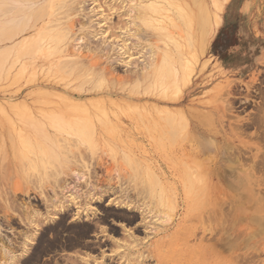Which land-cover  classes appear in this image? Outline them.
I'll return each instance as SVG.
<instances>
[{"label":"rangeland","instance_id":"rangeland-1","mask_svg":"<svg viewBox=\"0 0 264 264\" xmlns=\"http://www.w3.org/2000/svg\"><path fill=\"white\" fill-rule=\"evenodd\" d=\"M79 1H82V3ZM117 1H120V2H117ZM126 1H128L127 5H126V3H127ZM131 2H132V0H125L124 3L122 2V0H92V1L91 0H69L68 4L69 5L71 4L70 5L71 8L73 7L70 10L71 12H69V11L65 12V10L67 8H65L63 6V4H61V6H63L62 8H65V9L60 10L58 8L60 4H57L53 7V10L55 8L56 9L58 8L59 10L58 9L57 10L60 11L61 13H59L60 14L59 15L57 12L53 11V14H55V16H58V17H60L61 15L63 16V14H64V16L62 17L63 18L62 20L63 21H71L72 20L73 23L77 19H80L74 23V25L76 27H77V25L80 26V27L78 26L77 28L75 27V32H77L75 34V36L76 37L80 36L79 37L80 39L85 37V39H81V41L78 40L79 44L82 45V43H85V41H86V43L90 42V44H84V45H86V47H85L86 49L85 48H82V49H84V51L85 50L88 51L87 48L89 46V48L91 50L90 52L92 54L93 50H95L97 48L98 49L97 52L99 53V54L98 53L97 54L99 56H101V58H102L103 53H104L103 47L106 44L105 41H107V38H105L103 36L105 34H102V36H100V34L97 35V33L102 32V30L108 29L107 26L109 27L110 23H113L116 28H117V26H121L120 24H118V22L121 21V19H125V20L119 22L122 24V26L125 23L129 22V20L127 21V19H131V18L128 17L127 15L123 14V13L126 12V9H125L126 7H130V5L131 6L134 5ZM209 2H211V1H207L206 3H209ZM84 3H85V5H84ZM94 3L97 5L98 4H100V5L97 6ZM105 3H108V4L105 5ZM111 3H113V4L114 3H117V4L120 3V6L122 5L121 8H123V9L119 10L118 8H114L111 10L110 7H112V6L117 7L116 4L111 5ZM101 4L103 5V7ZM109 5H110V7H108ZM220 5H215L212 3V8H213L214 12L218 10V6L221 10H219V16L215 17V14H214L212 31L206 37L204 36L203 40L202 39H196L193 37L191 38V33L189 31L188 23H187L185 17H183V12L181 13V11H183V10H181L180 8L179 9L173 8L169 12L172 15V17H174L175 21L179 25V27L176 29H179L181 26V29H179L180 32L175 29V25L173 23H172V25L174 27L171 25L172 21L170 22L169 20H167L165 22L166 24L164 22H162L161 24L159 22V24L157 23L158 25L154 23L155 25H157V26H154L155 28L153 26L152 27L150 26L152 28V29L151 28L149 29V33L151 35L147 37L148 39H146V40H148V42L144 40L143 43H145V44L143 45V48L139 47L138 48L139 50L136 49L134 51V52H139L140 54L141 53L142 54L141 55H139V53L133 54L134 55L133 56L134 58L132 57V59H134L133 61L135 62V61L141 59L137 62V64L139 65V62L141 63V61L145 57L143 55L149 56L150 51L155 50V49L156 50H162V49L168 50L167 52L170 54V56H174V60L176 58L178 61V70H179L178 77L172 78V80H169L166 83L164 90H160V89L156 90V93H155V91H149V90L144 91V94L141 95L143 97V99L134 98L135 99L134 100V99H129V98H125V97L124 98H122V97H120V98L108 97L110 99H108L107 97L102 98V99H104L105 103H107L106 102V98H107V101H108V103H107L108 109L107 110H109L111 108L110 111H108L110 116H111V120H113L114 122H119L122 127H120V131H105V132H103L107 138V141L105 143H101L97 140L99 143H97L92 149L87 147L85 150V148L82 147L81 148V150H83L82 153L84 152L83 154H86L87 156L84 157L85 159L81 158V159H83L81 161L78 159V163H76V164H75V162H77V159L73 157L74 156L73 154H78V153H73V152L77 151V149L74 146L72 147L73 149L75 148L74 150L71 147H69V149L66 148L69 151V153H66V154H68V156H69L68 158H70V159L67 158V160H66V157H67V155H65V152L67 151L65 149L66 146H64V149H65L64 150L63 145H62L61 150L63 149L65 151L64 152L62 150L64 152V155L62 154L64 157L61 155V157L58 161L55 160L54 163L52 162V163L48 164V168L46 167V169H44V170L40 169V171L42 170L41 173L36 172L37 173L36 174L35 170H33V168H31L29 164H28V168H30V169L27 168L28 161L25 159V157H23V155H21L20 150L16 149V147L21 148V146H22L18 140V135L20 134V131H18V130L22 126V118L21 117L19 118V116H22V113H21L22 109L25 110V108L27 107L30 110L34 111L35 108H40V107L47 108L48 106H55L56 104H57L56 106H59V105L64 104V103L67 104L68 101L73 102V100L70 99L69 96H67L66 92L56 91V90L52 89L51 87H48L47 85H45L44 87H41V89H38V88L34 89L33 87H31V84H33V81L35 79H34V77H31V76H29L28 78H23L21 76L22 75L21 74V63H15L14 67H13L14 69L12 68L11 72L7 71V69H5L4 67L0 69V72H1L0 73V108H1V104L3 105L2 106L3 110L0 109L1 110L0 111V195L2 196V197L0 196V198H2L0 200V206H1L0 207V218H1L0 219V221H1L0 222V229H1L0 232L2 233V235L0 233V236H2L0 238L1 239L0 245H1L2 241L5 242V240H6V242L13 240V242H15V243L20 241L19 244H21L24 241V238L26 236H27L26 239L31 240L28 242V245L30 244L29 245L30 247L27 245V250H28L27 254L28 255L23 253L25 251H23V249H21V247H20L21 252H19V250L17 251V253L19 252L17 254V257H15V260L17 262L14 260V264H26V263L30 264V261L24 262L23 258H25L26 256L27 257L33 256V255H31L33 253H34V255H36V253H35L36 250H37L36 252L39 251V255L37 256V260L35 262L36 264H48L49 262H51L52 264H61V263H63V264H78V263L79 264H83V263H85V264H89V263L90 264H202L201 262L203 259H205L206 256H204L202 253H200V248L205 247L208 249H213L215 247V245H217L216 247L219 248L220 244H222V243L220 242V244H219V242H217V241L220 238L222 239L226 236H227L226 240L223 243H225L227 246L229 244L231 245V246L229 245L230 247L228 246L230 249V250H228V252H229L228 257H229L230 262L232 264H264V226H262V225H264V213L261 216V219H262V221H261L262 224L260 223L261 226L260 225L256 226L255 224L251 225L250 222H247L246 220L241 222L239 220V218H240L239 214L237 213L238 212V206H239V208L245 209L244 207L248 206V203H251V201L253 199H255L261 195L263 196V194H259L258 191H256V190H255V192H254V190H252L253 193H255L253 195L247 194L245 189L236 190V191L231 192L230 197L228 198V202H229L228 206L230 207V208L228 207V209L230 210L232 207V208H234V211L230 210L232 213L228 212V216H230V214H231V216H233L234 218L232 217L233 218L232 219L230 216V218L232 220H230V218H227V220L229 219L228 222L233 221V225L230 222L229 223L226 222L227 223L226 224L224 222V218L222 219V217L219 216L220 215L219 212H218V217L215 214L216 218L215 217H213V218L209 217L211 219L210 220L208 218V215L205 214V213H207V210L209 208V207H206V204L204 206L200 207L201 209L199 208L200 209L199 211L195 212L196 216H192V217L188 218L187 215L185 214L187 206H184L182 203H179V204L176 203L175 198H174L175 195H173L174 192L172 189L170 192H168V194H170V195L168 196L167 201L165 199L164 204H162L160 201H158V199H159L158 194H156L157 196L154 195L155 196L154 200H152L154 193L152 192V194H151V191H148V190H144L145 192L143 191L144 196H141L142 199H146V201L150 200L149 202L151 205L155 204L153 206L155 209L154 213L150 216V218H148L149 220L147 219L149 227H147V225H145L144 223L142 224V218L139 216L138 213L133 212L134 209L129 211L127 209L125 210V209L121 208L122 209L121 210L120 207L117 206L116 202H114V201L123 199V197L121 196L123 193H121V191L117 193L116 190H114V191H112V195L108 194L106 197H104V199H102L99 202L97 199H94L91 196H90L91 199L87 200V197H88V199L90 197L87 195V197L85 198V195H84V193L88 192L89 188H91V190H92L91 194H94L96 191V192H98V194L97 193H95V194L100 196L101 195L100 193L102 192V190L105 189L106 186H109V182H112L113 186L114 187L116 186L115 187L116 189L117 188L121 189L122 187L125 188V185H126V187L129 186L131 189L130 184H132L133 190L131 189V191H132V193L135 191L134 192L135 195L133 193V195L135 197V198L133 197V202H134V200L136 202V203L134 202L133 204H136V205H139L140 203L142 204L144 200L142 201L140 196L138 197V193L140 192V189L141 190L144 189V187H145L144 182L147 184V180H148L147 178L149 177L144 171H142V169L145 168L146 166L156 167V164H159V163L164 164L166 167H168L167 165H169L172 170H174V169L177 170L176 173L178 176H180L182 181L188 180L187 171L189 170V166L190 165L191 166H197L196 168L199 169V171L205 170L204 169L205 164H207L209 162L208 158H210L207 155H202L205 153H203L200 148H202L204 145H200V144L203 143L205 145H208L209 143L206 140H202V141L198 142L197 139L194 138L195 133H197V132L199 133V135H203L201 132H204V133L209 132L210 135H205V136L213 139L214 143H215L214 152H212V155L225 153V154H223V156L228 154V156L226 155L227 159H228V157L233 158L234 156H231L232 155L230 152L231 150L228 151V153H226L227 152L226 148H228L229 146H230L229 149L232 148L231 146L233 144H234L233 145L234 148H232L233 150L234 149L237 150V148H239V147H241V148H239L240 150H238V151L245 149L246 154L243 150V155L244 154L245 155H244V157H241L243 162L246 161L245 156L249 157L251 154H253V153L255 154L256 152H258L259 154H261V153L264 154V133H261L262 131L264 132V126L262 127V124L264 125V123H263L264 121L262 123L258 122V123H261L259 125H256L253 123L260 114L264 113V46H262V45H264V0H229L228 2L220 3ZM95 6H97V7H95ZM104 6L108 7L106 9L107 10L109 9V11L105 10ZM169 6H171V5H168V7ZM2 7L3 8L0 12V22L3 20L2 18H4L2 13L6 10V8H4V6H2ZM171 8H172V6H171ZM116 9L119 10V13H116V12L113 13L114 11H117ZM175 9H176V13H175ZM74 10H76V11H74ZM79 10H81V11H79ZM123 10H125V11H123ZM97 11H98V15L96 14ZM73 12H75V13H73ZM68 13H69V15H68ZM102 13H104L105 16L108 17V18L106 17L107 22H105L106 21V19H105L104 20L105 23L102 22V24H99V26H98L97 21L99 20V18H101V19L105 18L104 14H103V17H101ZM109 13H111V14H109ZM80 14L82 16H79ZM113 14H116V15L114 16ZM120 14L121 15L123 14V15L120 16ZM180 14H182V17L180 16ZM118 15L121 17V19L118 17ZM124 15H125V17H127V19L124 18ZM96 16H98V17H96ZM65 17H66V19H65ZM87 17H88V19L90 18V20L86 19ZM55 18L56 17H52V19H55ZM217 19H218V21H217ZM45 20H48V19H45ZM84 23H85V25H84ZM113 24H112V27H113ZM164 27H166V28H164ZM79 28H80V30H79ZM82 28H83V30L84 29L85 30L82 31ZM157 28H158V30H157ZM161 28L163 29V31ZM77 29H78V31H76ZM151 30H152V32H151ZM164 30H166V31H164ZM85 31H88L90 34L85 32ZM153 31H157V32L159 31V32L154 33ZM168 31H170V32H168ZM163 32H168V33H165V38H163L164 37ZM172 32H174V33H172ZM78 34H81V35H78ZM169 34H171L172 37ZM89 35H90V37H88ZM152 35H155V36H152ZM157 35H158V40L160 41L161 44L158 43L157 38H155V37H157ZM92 36H93L94 40L96 38L98 40L96 39V41H94L91 38ZM86 37H88L89 39ZM98 37H100V39H101L100 41H102V40L103 41L100 42ZM173 37H174V39H173ZM160 38H161V40H160ZM169 38H170V40H169L170 43H168ZM91 39L93 40L92 44H91ZM97 41L100 42L99 45H100V47H102L101 49H100ZM151 41H152V43H151ZM176 41H179V42H176ZM104 42H105V44H103ZM174 42H175V44H174ZM153 43L156 45L159 44V46L157 47ZM162 43H167L166 47H164L165 44L163 45ZM176 43L179 44V46ZM146 45H147V47L150 46V48L153 47L154 49L151 48V50H150L149 48H146ZM176 45H177V47H176ZM94 46H95V48H94ZM144 47H145V49H144ZM161 47H163V48L161 49ZM175 48H179L180 50L177 51V50H175ZM0 50H2V51H0V66H4L5 65L4 64L5 59L3 58V52L5 50L2 48V43H0ZM95 52H96V50H95ZM144 52H145V54H144ZM146 52H147V54H146ZM159 52H162V51H159ZM105 53H107V52H105ZM111 53L113 55L110 54V57L115 58L116 53H114V52H111ZM93 54H94V52H93ZM136 56H138L137 57L138 59L136 58ZM142 57H143V59H142ZM105 60L106 59H104V60L102 59V64L104 62V64H103L104 66L106 65ZM169 60H171V59H169ZM174 60L172 57V61H174ZM120 63L117 64L118 67L115 65L116 67H114V69L116 68V71L114 70L115 71L114 74L117 76L119 74L120 77H124V76L126 77L128 75L127 71L129 69H131V65H128L127 63L124 64L125 61L120 62ZM128 66H130V67L128 68ZM117 69H118V71H117ZM5 72L8 74V76H9L8 78H7V75ZM46 75H44V78H46V79L52 77V76H50V74L49 75L46 74ZM106 77L108 80H113L112 75L110 73ZM108 80L104 81V86L107 85ZM106 81H107V83H106ZM127 82L130 84H128ZM127 82H126L127 85H126V83H117V82L114 83V85L116 87H118L119 89H122V87L124 86L123 89L129 90V88L133 87V83L131 80L127 81ZM169 89H170V91H169ZM227 90L230 91L229 94L227 93L228 92ZM120 91L125 92L123 90H120ZM36 93L37 94L38 93H42V94L44 93V95L48 94L49 96H51V98L47 99L48 98L47 97L46 99L40 100V102H38V101H36V99H34V96L36 95ZM153 93H155V95H153ZM64 95H66L65 96L66 98L64 97ZM164 95H166L167 97ZM162 96L166 100H163L164 98ZM111 98L114 99V101H115L114 104L115 105L118 104L119 106L116 105V107H115V105H113V101ZM90 99H92L94 101L93 97H90ZM128 99H129V101H127ZM66 100H68V101H66ZM87 100L90 101L89 98ZM96 100H100V99L96 98ZM35 101H36V104H35ZM48 101H49V103L51 101L50 105L47 104ZM84 101H86V100H84ZM41 102H43L42 105L40 104ZM77 102H79V101H77ZM80 102H83V101H80ZM110 102L112 105H110ZM44 103L47 104L48 106H44L45 105ZM227 104L229 105V107ZM3 107H5V108H3ZM117 107H120L121 111ZM154 107L157 108L159 111H155ZM165 108H167L168 110L171 109L170 110L171 114H169V115L174 117L176 119V121L184 122L187 119V121H185L184 123L188 124V128H185V130L183 131L182 128H179L177 126L178 130L174 131V132H177L179 134L176 137L174 136L175 138H173V135L171 136V133H170L171 131H163L162 126L160 125V123L163 121V120H161L162 117L165 116V115H163V113L166 114L168 112V110ZM178 108L181 109V111H179ZM24 110L22 112H24ZM161 110H162V113H161ZM205 110H206V112H205ZM5 111L7 112V114L5 113ZM18 111H20V112H18ZM35 111H37V110H35ZM14 112H16L15 113L16 117L14 116ZM178 112H180V114H178ZM114 114H115V116H114ZM8 116H10V119H12L11 120L12 123L10 122ZM183 116H185L184 119H182ZM201 116H203V117L205 116L204 119H206V120H204V121L206 123H204L202 125V127H200L201 131H198L197 124L199 123L198 119ZM250 117H251V119H250ZM254 117H256V118H254ZM260 117L261 116H259L257 120H261ZM262 118L264 119V117H262ZM247 124L248 125L250 124V126H248ZM179 125H180V127H182L181 124H179ZM147 127H149L150 130H148ZM198 133H197V135H198ZM181 134H183L184 136H181ZM180 138H183V139H180ZM11 139H12V141H11ZM13 139H14V141H13ZM62 144H64V142H62ZM218 145H219V147H218ZM225 146H227V147H225ZM3 147H5L6 151H5V149H3ZM70 148H71V150H70ZM224 148H225V150H224ZM14 149H16V150H14ZM217 150L219 152H217ZM112 151H114V152H112ZM211 151H213V147H212ZM70 152H72L71 154L73 156L70 154ZM14 153L15 154L18 153L19 155L18 154L15 155ZM3 154H5V155H3ZM6 155H8V156H6ZM200 155H202L203 157L201 159H198L197 157ZM5 156L8 158H6ZM18 156H20V157H18ZM70 156L73 157L74 159L72 158V160H71ZM75 156L78 157V155H75ZM62 157H63V159L65 158L64 161L66 160L68 162L67 163V165L69 166L68 169H66L67 168L66 162H64L62 160ZM152 157H157V158L152 159ZM218 157H219V155L217 157L214 156V158L216 160L218 159ZM3 158L5 161L3 160ZM19 158H21V159H19ZM205 158H206V160H205ZM234 159H235V157H234ZM157 160H159V162ZM23 161H24V163H22ZM69 161H73V162H69ZM79 161L81 163H79ZM83 161L84 162L86 161V164ZM135 161L137 164L135 163ZM5 162L7 163V166L5 165ZM55 162H56V164H55ZM82 162L84 165H86L85 167H83L84 165H82ZM247 162H249L248 164H252V162L250 163V161H246V163ZM70 163H71V165H70ZM133 163H134V166L136 169H134ZM53 164L57 165V167L59 165V168L57 169L55 167V165L53 166ZM138 164H139L140 168L142 167L141 169L137 166ZM1 165H3V166H1ZM21 165L25 167V170L27 172L24 171V168L22 170ZM49 165H50V167L52 165V168L53 167L55 168V171H54L55 174L51 173L54 168L53 169L50 168ZM88 165H89V168H87ZM65 166H66V168H65ZM3 167H4V169L5 168L6 169L1 170V168L3 169ZM20 168H21V170H19ZM64 168L66 171L64 170ZM85 168L87 169V171H85L86 170ZM72 169L75 170L76 172H78V174L80 172H82L81 174L82 175L84 174V176L87 174L86 177H84L85 179H82L83 181L77 180V179H75L76 178L75 176H74L75 178L73 179L72 175H74V172H72L73 171ZM93 169H96V170H93ZM10 170H11V172H10ZM56 170L57 171L60 170V173H59V171L57 172ZM135 170L136 171L137 170L142 171V174L140 173V171H137L138 172L137 173ZM21 171H23V172H21ZM3 172L4 173L10 172V174L6 173V175H4ZM18 172H19L20 176H19ZM28 172H29V174H28ZM30 172L31 173L33 172L32 174L35 175L34 176L35 179H36V175H37L38 180H39L38 181L39 184L36 183L37 181H35L36 184L33 183L34 181L29 182L33 178V175H31ZM45 172H47V173L45 174ZM56 172L58 174L57 176H56ZM67 172L69 173V175L67 174ZM49 173H51L50 174L51 176H52V174H54L56 177L53 175L54 176V178L52 177L53 180L51 177L47 178ZM70 173H71V175H70ZM93 173H95V174H93ZM16 174H18V175H16ZM137 174H138V176H137ZM3 175L5 176V178L7 177L6 179H8V180L5 179L7 182L9 180L10 181L12 180V182L10 183V181H9L8 184L6 181L3 182V180H2V178H4ZM9 175H11V179L9 178L10 177ZM41 175H42L43 179L41 178ZM44 175H46V177ZM93 175H95V176H93ZM139 175L141 178L139 177ZM91 176H93L94 179ZM135 176H137V179ZM20 177H21V179H20ZM97 177L98 178L101 177V180H103V181L98 182L96 180ZM132 177L134 178L133 181L131 179ZM45 178H47V180ZM67 178H68L69 183L67 182ZM106 178H108V180ZM142 178L144 179V181H142L143 180ZM16 179L18 180V183H19V180H21V184L20 183L18 184ZM28 179H29V181H28ZM35 179L33 178L32 180H35ZM55 179L57 182L54 181ZM86 179L88 180V182ZM138 179H139V181H138ZM23 180H25V181H23ZM61 180H62V183H60ZM105 180L108 182H106ZM140 180L143 182L144 185H142V182ZM165 180H167V179H165ZM44 181L46 182V185H45ZM79 181H81V182H79ZM104 181L106 182V184L103 183ZM136 181H138V184H136L137 183ZM196 181H198V179ZM13 182H15V184H12ZM23 182H25L26 184ZM54 182H56V183H54ZM58 182H59V184H58ZM64 182H67L68 186L73 185L72 188L76 189L75 190L76 192L73 191V189L71 187H68L66 185L67 183L64 184ZM122 182H123V184H122ZM32 183H33V185H31ZM76 183L77 184L80 183L79 184L80 186L78 185V188H77ZM86 183L88 186L84 185ZM128 183H130V184L127 185ZM22 184H23V186H22ZM43 184H44V187H43ZM102 184H103V186H102ZM7 185L10 186L9 188H11V189H9ZM16 185H21L22 186L21 188L23 190L21 188H18ZM37 185H39V188ZM96 185L97 186L100 185V187L99 186L97 187ZM135 185L137 186V189L139 188L138 189L139 192L136 191ZM138 185H140V186H138ZM3 186H5V187H3ZM34 186H36L37 188ZM54 186L56 188H58V190L56 188H54ZM65 186H66L65 191H67V190L69 191V189H70L69 192L67 191L68 193L63 190V189H65ZM94 186L96 187V190H93V188L95 189ZM141 186L143 188H141ZM198 186H202V184L199 183ZM6 187L8 188V190H10L9 195H11V196H9V197L7 194V193H9V191H7V192L5 191L7 189ZM16 187H17V190H15ZM62 187H64V188H62ZM253 187L255 188V185ZM4 188H6V189H4ZM30 188H34V189H30ZM43 188L45 189L44 192H43ZM101 188H103V189H101ZM256 188L258 190L262 189V192H263L264 191V184L260 185L259 187L257 186ZM83 189L85 190V192ZM48 190L51 192H49ZM15 191H16V193H15ZM57 191H59V192H57ZM48 192H49V195H51V194L52 195L49 196ZM79 192H81V193H79ZM41 193H42V195H41ZM56 193H57V195H56ZM82 193H83V195H81V196H83V198H81V196H80V194H82ZM149 193H150V197H149ZM12 194H13V197H12ZM46 194H47V197H46ZM58 194H60V195H58ZM71 194H73V195L76 194V196H78V197L80 196L79 199H81V201L83 203L89 202L90 207L94 210L93 215H92V212L89 211V214H91V215H90V217H89V215H86V217H83L85 220H83L82 217L81 218H75L74 214L76 212V209L73 208L75 205L70 202V198H71L70 195ZM235 194H237V195H235ZM151 195H152V197H151ZM36 196L38 198L40 197L39 200L41 199V197H42V199L44 198L43 199L44 202L48 201L47 199H49V201L42 203V199L39 201ZM182 196H183V191H182ZM30 197H31V200H30ZM121 197H122V199H121ZM137 197L140 199V201ZM8 198H9V200H8ZM15 198L16 199L18 198V200H15ZM53 198H54V200H52ZM33 199H35V200H33ZM65 199H67V200H65ZM91 200H92V203H91ZM180 200L182 201L181 196H180ZM230 200H231V202H230ZM11 201H12V203H10ZM25 201H26V203H25ZM53 201L55 202V204ZM151 201H153L154 203ZM4 203H5V205H4ZM18 203L21 204V205L19 204L21 207V210L22 209H24V210L21 211L19 209L20 207L17 205ZM66 204H70V205H67L68 210L66 209V211H70V212H68V214L64 215V212L66 213V211H62V209H63L62 207L64 205L66 206ZM91 204H92V206H91ZM114 204H116V206ZM48 205L51 207V209H50V207H48ZM10 206H12V207H10ZM17 206L19 208H17ZM34 206L37 208H35ZM2 207H4V208H2ZM203 207H206V208H203ZM12 208H13V210H12ZM71 208H72V210H71ZM7 209H8V211H7ZM45 209H46V211H45ZM49 209L51 211H49ZM157 209L159 210V212H156ZM74 210H75V212H74ZM102 210L105 212V214ZM107 210L109 211V213L107 212ZM123 210H125V211L123 212ZM254 210L255 209L246 208V213L248 215L249 214L252 215ZM39 211H42L41 214ZM4 212L7 215L4 214ZM20 212H22V213H20ZM31 212H32V214H36L37 216H39V219H40L39 221H41L39 223H42V220L44 219L43 224H41L44 226H41L39 224L38 227L37 226L35 227V226H28L25 223L17 224V222H15V224H14L12 221L9 222L8 218L11 217V215L21 216L20 214H23L22 216L27 217V215H29ZM263 212H264V203H263ZM50 213H51V215H50ZM55 213H57V214H55ZM61 214L64 216V219H63V216H61ZM122 214H123V217H125V218L122 217ZM129 214H131L132 217ZM133 214H134V216H133ZM135 214H138V216L135 217ZM4 215H5V217H4ZM112 216L114 219L112 218ZM126 216H127V218H126ZM204 216L206 217L207 220L203 219ZM66 217H67V219H66ZM219 217H220V219H219ZM235 218H237V220H235ZM127 219H128V222L130 224L127 222ZM96 220H98V221H96ZM122 220L123 221L125 220L126 223L123 222ZM132 220H134V222ZM220 220H222V223H220ZM2 221H5V222H2ZM17 221L19 222V220H17ZM88 221H89V223L90 222L91 223L88 224ZM105 221H107V222H105ZM147 221H144V222H146V224H147ZM150 221H151V224L149 223ZM211 221L214 222V223L212 222V224L213 225L215 224V226H213L211 224ZM63 222L66 225L62 224ZM92 222H94V223H92ZM98 222H100L101 224ZM215 222H217V223H215ZM7 223H8V225H7ZM9 223H12L13 225L12 224L10 225ZM58 223L61 226H59ZM92 224H95V225H92ZM217 224H218V226H217ZM219 224H220V226H219ZM228 224H230V226H233L234 229H231V227ZM55 225H57L58 228H61L63 230H61V229L57 230L58 228ZM84 225H86V226L88 225L89 228H92V229H91V233L89 231L87 236L85 235L86 237L83 236L81 238V236L78 233L80 232V227H83ZM142 225H144V226H142ZM151 225H153V226H151ZM51 226H52V229H49ZM130 226H132V228H130ZM221 226H223L225 229ZM42 227L44 228V230ZM46 227L49 230H47ZM68 227H70V228H68ZM154 227H155V231H153ZM216 227H218V228L221 227L222 231L220 229L218 230V228L216 229ZM73 228H75V230H73ZM78 228H79V230H78ZM96 228L98 231L96 230ZM133 228H135L134 229L135 232L133 231ZM141 228H142V230H141ZM147 228H148V230H147ZM214 228H215V231H217V230L218 231L215 232ZM45 229L48 231V234H47V231ZM65 229H66V232H65ZM156 229H157V232H156ZM36 230H38V233ZM76 230H78V231L76 232ZM123 230L125 231V233ZM25 231H26V234H25ZM40 231H42V232H40ZM60 231L62 233H60ZM118 231H119V233H118ZM39 232H40V234H39ZM96 232H98L97 233L98 235L96 234ZM128 232H131V234H133V236L128 234ZM68 233L74 238H72L70 235H68ZM76 234H77V237H76ZM89 234H90V236H88ZM22 235H24V236H22ZM41 235L42 236L46 235L47 239H46V237H42ZM11 236H14L13 239ZM5 237H7V238H5ZM15 237H16V239H15ZM55 237H56L58 242L54 239ZM78 238H81V241L84 243V244H82V243L81 244L85 245V246L82 247L81 244H78L79 247L77 245V247L74 248L73 246H70V243H67L69 239L73 240V239H78ZM83 238L84 239L86 238V239L84 240ZM128 238H130V239H128ZM60 239H62V240H60ZM137 239H139V240H137ZM130 240H131L132 244H130L131 243ZM134 240L136 243L134 242ZM42 241H44V242H42ZM47 241H48L49 245L47 244ZM143 241H145V242H143ZM60 242L65 244L66 246L62 245ZM156 242H158V243L156 244ZM159 242L161 244L162 243L163 244L161 245ZM50 243H52L51 244V246L53 245L52 247H49ZM122 243H124V244H122ZM87 244H88V246H87ZM60 245H61V247L62 246L63 247L59 249ZM157 245H158V247H157ZM39 246H43V247H39ZM46 246H47L46 249H47L48 253H46V252L41 253L42 251H44ZM74 246H76V245H74ZM120 246L122 247V249H120L121 248ZM68 247H70V248H68ZM156 247H157L156 250L159 249L158 251H156L154 249ZM38 248H39V250H38ZM221 248L222 247H220V249ZM32 249H33V251H32ZM54 249H56V250L54 251ZM40 254H41V256H40ZM1 257H2V260L0 259V264H4L5 262H3L4 259H3V255H2L1 250H0V258ZM18 257L19 258L21 257L20 261H18L19 260ZM54 258H56V259H54ZM57 259H58V263L56 262ZM77 261H79V262L77 263ZM33 262H34V260L32 259L31 264H33ZM51 263H49V264H51Z\"/></svg>","mask_w":264,"mask_h":264},{"label":"bare ground","instance_id":"bare-ground-1","mask_svg":"<svg viewBox=\"0 0 264 264\" xmlns=\"http://www.w3.org/2000/svg\"><path fill=\"white\" fill-rule=\"evenodd\" d=\"M69 1V0H68ZM68 1L67 0H0V12L2 10V6H4V8H6V10L2 13L3 17L2 18L3 20L0 22V43H2V48L5 50L3 52V58L5 59V62H4V66H0V69L1 68H5L7 69V71L11 72L12 68L14 67V64L15 63H21V76L23 78H28L29 76L31 77H34V81H33V84H31V87H33L34 89H41V87H44L45 85H47L48 87H51L52 89L56 90V91H64L66 92L67 96L70 97V99L73 100V102H69L68 100V103H64V104H61L59 106H48L47 104L50 105L49 101L47 104H45L44 106H48L47 108H44V107H40V108H35L34 111L30 110L29 108H25L22 109V111L24 110V112L21 111L22 113V116H19V118L21 117L22 118V126L20 127V129L18 131H20V134L18 135V140H19V143L22 145L21 148H18L16 147V149H19L20 150V153L21 155H23V157H25V159L28 161L27 163V168H28V164L30 165L31 168H33V170H35V173H41L40 169H46V167L48 168V164L50 163H54V161H58L61 157V155L63 154L64 155V150L67 148L69 149V147H75L77 149V151H74L73 153H78V154H71L72 152H70V154L77 159V162L78 163V159L81 161L83 159L81 158H84L86 157L87 155L86 154H83L81 150L82 147L86 148L89 147V148H93L97 143L101 142V143H105L107 141V138L105 136V134L103 132L105 131H120V127L121 124L119 122H114L113 120H111V116L109 114L107 110L108 109V101H107V98L108 97H122V98H129V99H134V98H138V99H143V97L141 95L144 94V91L146 90H149V91H155L156 93V90H164V87L166 85V83L169 81V80H172V78H177L178 77V73H179V70H178V61L177 59L175 58L174 60V56H170V54L167 52L168 50H165V49H162L163 47H161L162 50H152L150 51V55L147 56V55H143L145 56L144 59L142 57V61L141 63L139 62V65L137 64V62L139 60H137L138 56H136V60L137 61H133L134 59H132V57L134 56L133 54L135 53H139V52H134L136 49H138L139 47L143 48V45L145 43H143V41H147L146 39H148L147 37L150 36L151 34L149 33V29L153 26H157L160 22V24L162 22H166L167 20H169L171 22V25L172 23L175 25V29L179 27L178 23L175 21L174 17H172V15L169 13L171 9L173 8H176V9H181L183 11H181V13L183 12V17H185L187 23H188V27H189V31L191 33V38H196V39H204V36L206 37L211 31H212V26H213V16L215 14V17L219 16V10H221L218 6V10L217 11H213V8H212V3L215 4V5H220V3L222 2H228L229 0H132L131 3H133L134 5L130 7H124L126 9V12H122L123 14L127 15L128 17H130L131 19H127V17H125L124 15V18L127 19V21L129 20V22L125 23L123 26L121 23V21L125 20V19H121L120 16H122L120 14V16L118 15V17L121 19V21L118 22V24H120L121 26H117V28L114 26L113 23H110L109 24V27L107 26L108 29L106 30H102V32H96L97 35L100 34V36H102V34H105L103 35L105 38H107V41L106 44L105 42L103 44H105V46L103 47V50H104V53H103V56L101 58V56H99L98 52H97V48L95 50H93L95 48L92 49L93 52L91 54V50L88 46V51H84V49L82 48H85L86 45L84 44H90V42H87L85 41V43H82L79 44L78 40L81 41V39H85V37L83 38H79V37H76L75 34L77 32H75V25L74 23L77 21V20H80V19H75L76 21H63L62 17L63 16L61 15L60 17L58 16H55V14H53V11L54 12H57L58 14L61 13L60 11H58L59 9H65V12H71L70 10L73 8L70 7V5L68 4ZM92 1V0H91ZM207 1H211L209 3H206ZM82 3V1H79ZM87 2V1H86ZM97 2V1H96ZM107 2V1H106ZM109 2V1H108ZM117 2H120V1H117ZM122 2L124 3L125 0H122ZM126 5L128 4V1H126ZM91 3V2H90ZM98 3V2H97ZM102 3V2H101ZM122 3V4H123ZM130 3V4H131ZM57 4H60L59 5V9L57 10L56 8L53 10V7ZM61 4H63V6L65 8H62L63 6H61ZM73 4V3H72ZM80 4V3H79ZM78 4V5H79ZM95 4V3H94ZM108 4V3H105V5ZM113 3H111L112 5ZM115 6H112L110 7V5L108 7L112 9L114 8H118L119 10L120 9H123L121 8L120 6V3H114L113 5ZM81 5V4H80ZM85 5V3H84ZM97 5V4H95ZM100 5V4H98ZM97 5V6H98ZM102 5V4H101ZM125 5V4H124ZM123 5V6H124ZM125 5V6H126ZM168 5H171L168 7ZM7 6V7H6ZM61 6V7H60ZM95 6V7H97ZM136 6V7H135ZM221 6V5H220ZM9 7V8H8ZM103 7V5H102ZM108 7H105L104 6V9L107 10L106 8ZM120 7V8H119ZM89 8V7H88ZM93 8V7H92ZM84 9V8H83ZM96 9V8H95ZM176 9H175V13H176ZM85 10V9H84ZM117 10V9H116ZM119 10L117 11H114L113 13H119ZM76 11V10H74ZM81 11V10H79ZM88 11V10H87ZM109 11V9L107 10ZM125 11V10H123ZM78 12V11H77ZM103 12V11H102ZM188 12V13H187ZM75 13V12H73ZM72 13V14H73ZM86 13V12H85ZM100 13V12H99ZM57 14V15H58ZM96 14L98 15V11L96 12ZM103 14L102 13V16L103 17ZM111 14V13H109ZM60 15V14H59ZM69 15V13H68ZM114 16L116 14H113ZM79 16H82L81 14ZM100 16V15H99ZM105 16V14H104ZM179 16V15H178ZM180 16L182 17V14H180ZM52 17H56L55 19H52ZM90 17V16H89ZM94 17V16H93ZM98 17V16H96ZM107 16H105V18L101 19L99 18V20L97 21L98 22V26L99 24H102L107 22V19H106ZM79 18V17H78ZM108 18V17H107ZM116 18V17H115ZM123 18V17H122ZM45 19H48V20H45ZM66 19V17H65ZM88 19V17L86 18ZM106 19V21L104 22V20ZM118 19V18H117ZM90 20V18L88 19ZM116 20V19H115ZM119 20V19H118ZM82 21V20H81ZM87 21V20H86ZM218 21V19H217ZM79 22V21H78ZM85 22V21H84ZM96 22V23H97ZM175 22V23H174ZM81 23V22H80ZM83 23V22H82ZM86 23V22H85ZM84 23V25H85ZM157 25H155V24ZM108 24V23H107ZM112 24H113V27H112ZM117 24V23H116ZM166 24V23H165ZM168 24V23H167ZM83 25V24H82ZM79 25H77L78 27ZM97 26V27H98ZM151 26V27H150ZM173 26V25H172ZM76 27V28H77ZM80 27V26H79ZM105 27V26H104ZM160 27V26H159ZM174 27V26H173ZM155 28V27H154ZM166 28V27H164ZM95 29V28H94ZM98 29V28H97ZM152 29V28H151ZM162 29V28H161ZM181 29V26L180 28ZM179 29H176L177 31L180 32ZM80 30V28H79ZM85 30V29H84ZM83 28H82V31H84ZM154 30V29H153ZM158 30V28H157ZM160 30V29H159ZM78 31V29L76 30ZM161 31V30H160ZM163 31V29H162ZM161 31V32H162ZM166 31V30H164ZM87 33H89L88 31H85ZM152 32V30H151ZM154 33L157 32V31H153ZM159 32V31H158ZM157 32V33H158ZM160 32V33H161ZM170 32V31H168ZM168 32H163L164 33V37L165 38V33H168ZM183 32V31H182ZM86 33V34H87ZM153 33V34H154ZM174 33V32H172ZM74 34V35H73ZM90 34V33H89ZM93 34V33H92ZM91 34V35H92ZM78 35H81V34H78ZM160 35V34H159ZM171 35V34H169ZM74 36V37H73ZM152 36H155V35H152ZM168 36V35H167ZM166 36V37H167ZM184 36V35H183ZM182 36V37H183ZM90 37V35L88 36ZM86 37V38H88ZM169 37V36H168ZM172 37V35H171ZM93 39V36L91 37ZM95 38V37H94ZM99 38V41L101 40L100 37ZM103 38V37H102ZM158 40V35L157 37ZM181 38V37H180ZM89 39V38H88ZM91 39V44H92V40ZM97 39V38H96ZM96 39L94 41H96ZM104 39V38H103ZM110 39V40H109ZM116 39V40H115ZM174 39V37H173ZM87 40V39H86ZM98 40V39H97ZM161 40V38H160ZM170 38L168 39V43H170ZM103 41V40H102ZM100 41V42H102ZM142 41V42H141ZM153 41V40H152ZM151 41V43H152ZM163 41V40H162ZM184 41V40H183ZM98 42V41H97ZM98 42V45L99 43ZM150 42V41H149ZM155 42V41H154ZM158 43H160V41L158 40L157 41ZM176 42H179V41H176ZM96 44V43H95ZM154 44V43H153ZM161 44V43H160ZM163 45L165 44L164 47H166V44L167 43H162ZM175 44V42H174ZM177 44V43H176ZM150 45V44H149ZM155 46H159L154 44ZM162 45V46H163ZM179 46V44H177ZM176 45V47H177ZM264 46V45H262ZM97 47V46H96ZM100 47V45H99ZM98 47V48H99ZM200 47V46H199ZM102 47H100L101 49ZM146 48H149L151 50V47H147L146 45ZM181 48V47H180ZM86 49V48H85ZM145 49V47H144ZM154 49V48H153ZM160 49V48H159ZM168 49V48H167ZM139 50V49H138ZM143 50V49H142ZM175 50H180L179 48H175ZM2 51V50H0ZM159 51H162V52H159ZM101 52V51H100ZM107 52V53H105ZM111 52H114L116 53V57L115 58H111L110 57V54H112ZM142 52V51H141ZM98 53V54H97ZM101 54V53H100ZM142 54V53H141ZM139 53V55H141ZM145 54V52H144ZM147 54V52H146ZM102 55V54H101ZM113 55V54H112ZM137 55V54H136ZM172 57H173V60L172 61ZM134 58V57H133ZM102 59H106V65L104 66V62L102 64ZM171 59V60H169ZM124 64H128V65H131V69H129L127 72H128V75L125 77H120L119 74L118 76L114 74V72L116 71V68L114 69V67L117 66L118 63L120 62H124ZM196 63V62H195ZM121 64V63H120ZM189 64V63H188ZM116 65V66H115ZM121 66V65H120ZM118 67V66H117ZM130 66H128L129 68ZM180 67V66H179ZM14 69V68H13ZM120 69V68H119ZM115 70V71H114ZM3 71V70H2ZM118 71V69H117ZM1 73V72H0ZM6 73V72H5ZM111 74L112 75V78L113 80H108L107 79V75L108 74ZM46 74H50V78L46 79L44 78V75ZM117 74V73H116ZM192 74V73H191ZM7 75V78L9 77L8 74L6 73ZM47 76V75H46ZM45 76V77H46ZM189 79V78H188ZM105 80H108V83L106 86H104V81ZM132 81L133 83V87L132 88H129V90L127 89H123L124 86L122 87V89H119L118 87H116L114 85V83H126L127 81ZM114 81V82H113ZM31 83V82H30ZM128 83V82H127ZM126 83V85H127ZM130 84V83H128ZM122 85V84H121ZM125 85V84H124ZM129 86V85H128ZM167 88V87H166ZM120 90H123L125 92H121ZM168 90V89H167ZM128 91V92H127ZM148 91V92H149ZM170 91V89H169ZM228 91V90H227ZM226 91V92H227ZM165 92V91H164ZM230 91H228L227 93L229 94ZM59 93V92H58ZM155 93H153V95H155ZM226 93V94H227ZM232 93V92H231ZM61 94V93H60ZM150 94V93H149ZM160 94V93H159ZM223 94V93H222ZM225 94V93H224ZM152 95V96H153ZM161 95V94H160ZM66 95H64L65 97ZM146 96V95H145ZM150 96V95H149ZM166 96V95H164ZM221 96V95H220ZM223 96V95H222ZM48 97V98H47ZM90 97H93L94 98V101L92 99H90ZM106 98V102L104 101V99L102 98ZM160 97V96H159ZM163 97V96H162ZM167 97V96H166ZM49 99L51 98V96H49L48 94L44 95V93H36V95L34 96V99H36V101L40 102V100H43V99ZM53 98V97H52ZM66 98V97H65ZM64 98V99H65ZM89 98L90 101H88L87 99ZM97 99H100V100H96ZM164 98V97H163ZM162 98V99H163ZM102 99V100H101ZM110 99V98H108ZM112 101H113V105H115V101L113 98H111ZM129 99L127 101H129ZM160 99V98H159ZM62 100V99H61ZM86 100V101H84ZM92 100V101H91ZM135 100V99H134ZM161 100V99H160ZM163 100H166L165 98ZM36 101H35V104H36ZM75 101V102H74ZM79 101V102H77ZM80 101H83V102H80ZM121 101V100H120ZM132 101V100H131ZM54 102V101H53ZM232 102V101H231ZM43 102H41L40 104L42 105ZM55 103V102H54ZM118 103V102H117ZM53 104V103H52ZM51 104V105H52ZM110 105L111 102H110ZM118 105V104H116ZM115 105V107H116ZM228 105V104H227ZM2 104H1V110L2 109ZM119 106V105H118ZM121 106V105H120ZM229 107V105H228ZM227 107V108H228ZM5 108V107H3ZM120 109L121 111V108L120 107H117ZM155 108V107H154ZM168 108V107H167ZM165 108V109H167ZM39 109V110H38ZM157 108H155V111H159L158 109L156 110ZM164 109V108H163ZM177 109V108H176ZM179 109V108H178ZM0 110V111H1ZM37 110V111H35ZM168 110V109H167ZM171 110V109H170ZM170 110H168V112L165 114L163 113V115H165L164 117H162L161 120H163L160 125L162 126V129L163 131H171V136L173 135V138H175L176 136H178L179 133L177 132H174V131H177V126L179 128H182V130L184 131L185 128H188V124H185L184 122L187 121V119L182 122V121H176V119L174 117H172L170 113ZM116 111V110H115ZM165 111V110H164ZM177 111V110H176ZM179 111H181V109H179ZM3 112V111H2ZM20 112V111H18ZM114 112V111H113ZM118 112V111H117ZM206 112V110H205ZM263 112V111H262ZM5 113L7 114V112L5 111ZM15 113L14 112V116H15ZM161 113H162V110H161ZM173 113V112H172ZM112 114V113H111ZM159 114V113H158ZM178 114H180V112H178ZM264 114V113H263ZM263 114H260L259 116L261 120H257L258 117H254L256 118V120L253 122L254 124L256 125H259L261 124L264 119L262 117H264ZM18 115V114H17ZM182 115V114H181ZM210 115V114H209ZM115 116V114H114ZM180 116V115H179ZM254 116V115H253ZM9 117V120L11 122L12 119H10V116ZM16 117V116H15ZM185 116H183L182 119H184ZM116 118V117H115ZM161 118V117H160ZM205 116H201L199 119H198V124H197V128H198V131H201L200 127H202V125L204 123H206L204 120ZM18 119V118H17ZM117 119V118H116ZM180 119V118H179ZM251 119V117H250ZM181 120V119H180ZM189 120V119H188ZM253 121V120H252ZM18 122V121H17ZM20 122V121H19ZM179 122V123H178ZM258 122H261V123H258ZM12 123V122H11ZM188 123V122H187ZM210 123V122H209ZM251 123V122H250ZM264 123V122H263ZM182 125V127H180V125ZM10 125V124H9ZM245 125V124H244ZM248 125V124H247ZM253 125V124H252ZM251 125V126H252ZM11 126V125H10ZM14 126V125H13ZM206 126V125H205ZM243 126V125H242ZM246 126V125H245ZM250 126V124L248 125ZM247 126V127H248ZM264 125L262 124V127ZM14 128V127H13ZM148 130L149 127H147ZM9 130V129H8ZM15 130V129H14ZM205 131V130H204ZM198 133V132H197ZM197 133H195V136L194 138L197 139L198 142L202 141V140H206L209 144L208 145H205V144H200V145H204L201 149V151L205 154H202V155H207L209 159V162L207 164H205V170H202V171H199V169H197L196 167L197 166H189V170L187 171V176H188V180H184L182 181V179L180 178V176L177 175V170H172L170 168L169 165H167L168 167H166L164 164L162 163H159V164H156V167H152V166H146L145 168L142 169V171H144L149 177L147 178V184L142 181H144V179L141 181L142 182V185H144V189L141 190L140 189V192H139V188L137 189V186L135 185V188H136V191H138V197L140 196V198L142 199L141 196H144L143 195V191L144 190H148V191H151V194L152 192L154 193L153 194V199L154 200V195L158 194L159 195V199L158 201H160L162 204H164L165 202V199L167 201L168 199V196L170 194H168V192L171 191V189L173 190V195L174 198H175V201L177 204L179 203H182L184 206H187L186 207V215L188 218L192 217V216H196L195 215V212L199 211L202 207L206 204V207H209L208 210H207V214L208 215V218H213L215 216V214L217 215L218 217V212H219V216L222 217V219L224 218V222L226 223H229L227 218H230V216H228V212H231V211H234V208L231 207V211L228 209V198L230 197V194L232 191H236V190H241V189H245L246 193L249 194V195H253L255 193H253L252 190H255L258 191L259 194H263V196H258L257 198L253 199L251 201V203H248V206L244 207L245 209H242V208H239L238 206V214H239V220L241 222H243L244 220H246L247 222H250L251 225L255 224L256 226L260 225L261 226V216L263 215V201H264V191L262 192V189H257L256 187L260 186V185H263L264 184V154H259L258 152H256L254 155L251 154L249 157H246V161H250V163L252 162V164H248L249 162L246 163L242 161L241 157H244V155L246 154L245 152V149L244 152L245 154L243 155V150L241 151H238L240 150L239 148L236 149H232L234 148L233 145L231 146L232 148L227 149V152L230 151L231 152V156H234L233 158L231 157H226V155L228 156V154L224 155L225 153H220V154H214L212 155V152H214V146H215V143H214V140L205 136V135H210L209 132H201L203 135H197ZM261 133H264L263 131ZM215 135V134H214ZM175 136V137H174ZM180 136V135H179ZM181 136H184L183 134H181ZM186 137V136H185ZM191 138V137H190ZM180 139H183V138H180ZM186 139V138H185ZM184 139V140H185ZM99 142H98V141ZM172 140V139H171ZM177 140V139H176ZM213 140V141H212ZM12 141V139H11ZM14 141V139H13ZM62 142H64V144H62ZM5 143V142H4ZM61 143V144H60ZM229 144V143H228ZM62 145H63V149H64V146L65 149L62 151L61 148H62ZM230 145V144H229ZM228 146V145H227ZM225 146V147H227ZM14 147V148H15ZM213 147V151H211ZM219 147V145H218ZM70 148V150H71ZM74 148V149H75ZM83 148V149H84ZM216 148V147H215ZM3 149H5V147H3ZM14 149V150H16ZM66 149V150H67ZM73 149V148H72ZM73 149V150H74ZM113 149V148H112ZM225 150V148H224ZM6 151V149H5ZM88 151V150H87ZM223 151V150H222ZM3 152V151H2ZM18 152V151H17ZM86 152V151H85ZM114 152V151H112ZM217 152H219L217 150ZM225 152V151H224ZM66 153H69V151L67 150L65 152V155H67L66 157V160L67 158L69 157L68 154ZM216 153V152H215ZM6 154V153H5ZM3 154V155H5ZM15 154V153H14ZM18 154V153H17ZM15 154V155H17ZM2 155V156H3ZM19 155V154H18ZM62 155V156H63ZM75 155H78V157H76ZM200 155L198 156L197 158L198 159H201L203 156ZM218 159L216 160L214 158V156H218ZM8 156V155H6ZM5 156V157H6ZM136 156V155H135ZM4 157V158H5ZM20 157V156H18ZM22 157V158H23ZM64 157V156H63ZM62 157V160L64 161ZM71 157V156H70ZM71 157V160L72 158ZM205 157V156H204ZM3 158V160H4ZM8 158V157H6ZM73 158V159H74ZM154 158H157V157H152V159ZM207 158V157H206ZM205 158V160H206ZM21 159V158H19ZM70 159V158H68ZM85 159V158H84ZM244 159V158H243ZM7 160V159H6ZM64 161L66 162V166L65 168L68 169L69 166L67 165V161ZM156 160V159H155ZM154 160V161H155ZM187 160V159H186ZM5 161V160H4ZM9 161V160H8ZM21 161V160H20ZM76 161V160H75ZM79 161V163H81ZM137 161V160H136ZM135 161V163H136ZM159 162V160H157ZM156 161V162H157ZM188 161V160H187ZM7 162V161H6ZM5 162V165L7 166V163ZM17 162V161H16ZM63 162V163H64ZM69 162H73V161H69ZM84 162V161H83ZM82 162V165H84ZM138 162V161H137ZM20 163V162H19ZM24 163V161L22 162ZM86 164V161L84 162ZM151 163V162H150ZM2 164V163H1ZM11 164V163H10ZM9 164V165H10ZM21 164V163H20ZM56 164V162H55ZM53 164V166L55 165ZM65 164V163H64ZM74 164V163H73ZM137 164V163H136ZM4 165V164H3ZM1 165V166H3ZM19 165V164H18ZM24 165V164H23ZM71 165V163H70ZM155 165V164H154ZM11 166V165H10ZM22 166V165H21ZM26 166V165H25ZM86 165H84L83 167H85ZM139 167V164L137 165ZM141 166V165H140ZM50 167V165H49ZM55 167L58 169L59 168V165L57 167V165H55ZM82 167V168H83ZM133 167L134 169L135 166H134V163H133ZM24 168V171L25 170V167L22 166V170ZM52 168V165L51 167ZM54 168V167H53ZM52 168V169H53ZM64 168V170H65ZM89 168V165L88 167ZM140 168V167H139ZM142 168V167H141ZM140 168V169H141ZM6 169V168H5ZM4 167L3 169L1 168V170H5ZM17 169V168H16ZM30 169V168H28ZM27 169V170H28ZM51 169V170H52ZM86 169V168H85ZM191 169V170H190ZM21 170V168L19 169ZM73 170V169H72ZM92 170V169H91ZM93 170H96V169H93ZM17 171V170H16ZM29 171V170H28ZM46 171V170H45ZM48 171V170H47ZM55 171V168L52 170L51 173H54ZM57 171V170H56ZM59 173H60V170H58ZM57 171V172H58ZM66 171V170H65ZM70 171V170H69ZM80 171V170H79ZM83 171V170H82ZM87 171V169L85 170ZM84 171V172H85ZM136 171V170H135ZM137 171H140V170H137ZM136 171V172H137ZM142 171H140V173L142 174ZM11 172V170H10ZM7 173V172H3L4 175L7 174H10ZM23 172V171H21ZM27 172V171H26ZM25 172V173H26ZM49 172V171H48ZM56 172V176L58 175ZM72 172H74V175L73 176V179H77V180H82V179H85L84 177H86V175L84 176V174L82 175L80 172L78 174V172H76L75 170H73ZM92 172V171H91ZM96 172V171H95ZM202 174H201V173ZM33 173V172H32ZM31 172L30 174L33 175ZM36 173V174H37ZM47 172H45L46 174ZM49 173V175L51 174ZM65 173V172H64ZM87 173V172H86ZM138 173V172H137ZM19 174V172H18ZM16 174V175H18ZM24 174V173H23ZM29 174V172H28ZM55 174V173H54ZM54 174H52V176L48 175V177H53L54 178ZM67 174L69 175V173L67 172ZM82 176H81V175ZM95 174V173H93ZM3 175L4 178H2L3 182H5L6 179L5 176ZM54 175V176H53ZM71 175V173H70ZM91 175V174H90ZM135 175V174H134ZM2 176V175H1ZM10 179H11V175H9ZM13 176V175H12ZM20 176V174H19ZM18 176V177H19ZM35 175H33V178L35 179L34 177ZM46 177V175H44ZM55 176V177H56ZM71 176V177H72ZM75 176V177H74ZM95 176V175H93ZM91 176V177H93ZM138 176V174H137ZM137 176L136 179H137ZM28 177V176H27ZM26 177V178H27ZM30 177V176H29ZM140 177V175H139ZM17 178V177H16ZM32 178V179H33ZM41 178H42V175H41ZM47 178H45L47 180ZM52 178V180H53ZM141 178V177H140ZM6 179V180H5ZM18 179V178H17ZM16 179V180H17ZM21 179V177H20ZM31 179V178H30ZM28 181L29 182H32L34 181L33 183H35V181H37L36 183H38V177L36 175V179L35 180H32ZM43 179V178H42ZM92 179V178H91ZM94 179V177H93ZM108 180V178H106ZM132 181H133V177L131 178ZM167 179V180H165ZM198 179V181H196ZM14 180V179H13ZM15 180V181H16ZM45 180V181H46ZM76 180V181H77ZM87 180V179H86ZM96 180L98 182H101L103 180H101V177L100 178H96ZM113 180V179H112ZM10 181V180H9ZM8 181V182H9ZM25 181V180H23ZM44 181V182H45ZM49 181V180H48ZM56 181V179L54 180ZM59 181V180H58ZM83 181V180H82ZM106 181V180H105ZM103 182L106 184V182ZM122 181V180H121ZM139 181V179H138ZM138 181H136L138 184ZM7 182V181H6ZM7 182V184H8ZM12 182V180L10 181V183ZM51 182V181H50ZM57 182V181H56ZM54 182V183H56ZM67 182H68V178H67ZM67 182H64V184H66ZM78 182V181H77ZM81 182V181H79ZM86 182V181H85ZM84 182V183H85ZM88 182V180H87ZM96 182V181H95ZM94 182V183H95ZM124 182V181H123ZM122 182V184H123ZM131 182V181H130ZM9 183V184H10ZM17 183H18V180H17ZM19 183L21 184V180H19ZM18 183V184H19ZM25 183V182H23ZM33 183L31 185H33ZM35 183V184H36ZM62 183V180L61 182ZM69 183V182H68ZM68 183L66 184L68 186ZM71 183V182H70ZM133 183V182H132ZM140 183V182H139ZM201 183L202 186H198V184ZM12 184H15V182H13ZM26 184V183H25ZM34 184V185H35ZM59 184V182H58ZM63 184V185H64ZM77 184V183H76ZM80 184V183H79ZM77 184V188H78V185ZM96 184V183H95ZM101 184V183H100ZM104 184V185H105ZM108 184V183H107ZM130 183H128L127 185H129ZM45 185H46V182H45ZM56 185V184H55ZM62 185V186H63ZM85 186H88L87 183L84 184ZM91 185V184H90ZM131 185V189L133 188L132 184ZM255 185V188L253 187ZM8 186V185H7ZM18 188H21L23 186L21 185H16ZM25 186V185H24ZM38 188H39V185H37ZM73 186V185H72ZM72 186H68V187H71ZM80 186V185H79ZM82 186V185H81ZM84 186V187H85ZM97 186V185H96ZM100 187V185H98ZM97 186V187H98ZM103 186V184H102ZM101 186V187H102ZM122 186V185H121ZM140 186V185H138ZM2 187V186H1ZM5 187V186H3ZM10 186H8L9 188ZM15 187V186H14ZM17 187L15 188V190H17ZM30 187V186H29ZM28 187V188H29ZM36 187V186H34ZM43 187H44V184H43ZM60 187V186H59ZM92 187V186H91ZM95 187V186H94ZM116 187V186H115ZM113 186V183L112 182H109V186H106L105 189L102 190V192L100 193L101 195L98 196V192L95 191V193L97 194H91L92 190L91 188H89V191L88 192H85L84 190V195H85V198L87 197V195L94 199H97L98 202L101 201L102 199H104V197H106L108 194L109 195H112V191L116 190V192H120L123 193L121 196V199L122 200H115L114 202H116L117 206L123 209H127V210H133V212L135 213H138L139 216L142 218V224L144 223L145 225L148 226V221L147 219L150 218V216L154 213V205L150 204V200L149 201H146V199H142L143 203L139 204V205H136V204H133L135 202H133V197L135 195V191L132 193L131 189L129 186L126 187L125 185V188H115ZM7 188V187H6ZM4 188V189H6ZM8 188L5 190L6 192L9 191L8 194V197L11 196L9 195L10 194V190H8ZM25 188V187H24ZM37 188V187H36ZM46 188V187H45ZM54 188H56L54 186ZM64 188V187H62ZM141 188H143L141 186ZM3 189V190H4ZM11 189V188H9ZM14 189V188H13ZM22 189V188H21ZM30 189H34V188H30ZM52 189V188H51ZM50 189V190H51ZM58 190V188H56ZM69 189V188H68ZM73 189V188H72ZM71 189V190H72ZM23 190V189H22ZM44 188H43V192H44ZM60 190V189H59ZM64 191L66 190V186H65V189H63ZM76 189H73V191H75ZM93 190H96V187L95 189L93 188ZM133 190V189H132ZM183 191V196H182V191ZM40 191V190H39ZM49 191V190H48ZM54 191V190H53ZM62 191V190H61ZM68 191V190H67ZM65 191V192H67ZM70 191V189H69ZM68 191V192H69ZM79 191V190H78ZM101 191V190H100ZM12 192V191H11ZM41 192V191H40ZM47 192V191H46ZM45 192V193H46ZM51 192V191H49ZM49 192H48V195H49ZM59 192V191H57ZM63 192V191H62ZM67 192V193H68ZM76 192V191H75ZM145 192V191H144ZM147 192V191H146ZM16 193V191H15ZM53 193V192H52ZM81 193V192H79ZM103 193V194H102ZM51 194V193H50ZM54 194V193H53ZM65 194V193H64ZM148 194V193H147ZM17 195V194H16ZM36 195V194H35ZM42 195V193H41ZM52 195V194H51ZM49 195V196H51ZM55 195V194H54ZM57 195V193H56ZM60 195V194H58ZM69 195V194H68ZM72 195V196H71ZM70 195V202L73 203L75 206L73 208L76 209V212L74 214L75 218H81L83 220H85L83 217H86V215H90L89 214V211L92 212V215H93V212L94 210L90 207V203L89 202H86V203H83L81 201L80 196L83 195L80 194V196H76L71 194ZM146 195V194H145ZM237 195V194H235ZM1 196V195H0ZM7 196V195H6ZM30 196V195H29ZM38 196V195H37ZM36 196V197H37ZM48 196V197H49ZM65 196V195H64ZM157 196V195H156ZM180 196L182 197V201L180 200ZM2 197V196H1ZM12 197H13V194H12ZM34 197V196H33ZM46 197H47V194H46ZM57 197V196H56ZM61 197V196H60ZM69 197V196H68ZM91 197L88 199L87 197V200H90ZM110 197V196H109ZM137 197V198H138ZM149 197H150V193H149ZM152 197V195H151ZM4 198V197H3ZM38 198V197H37ZM40 198V197H39ZM38 198V200H39ZM55 198V197H54ZM54 198L52 200H54ZM67 198V197H66ZM81 198H83V196H81ZM119 198V197H118ZM135 198V197H134ZM136 198V199H137ZM146 198V197H145ZM2 198H0L1 200ZM42 199V197H41ZM40 199V200H41ZM44 199V198H43ZM42 199V203L44 202ZM47 199V198H46ZM68 199V198H67ZM65 199V200H67ZM109 199V198H108ZM139 199V198H138ZM137 199V200H138ZM9 200V198H8ZM13 200V199H12ZM15 200H18V198ZM30 200H31V197H30ZM35 200V199H33ZM39 200V201H40ZM49 201V199H47ZM51 200V199H50ZM56 200V199H55ZM62 200V199H61ZM83 200V199H82ZM85 200V199H84ZM112 200V199H111ZM110 200V201H111ZM170 200V199H169ZM246 200V199H245ZM3 201V200H2ZM48 201H45V202H48ZM60 201V200H59ZM113 201V200H112ZM140 201V199H139ZM24 202V201H23ZM44 202V203H45ZM54 202V201H53ZM52 202V203H53ZM58 202V201H57ZM63 202V201H62ZM65 202V201H64ZM138 202V201H137ZM153 202V201H151ZM231 202V200H230ZM256 202V203H255ZM12 203V201L10 202ZM9 203V204H10ZM26 203V201H25ZM37 203V202H36ZM91 203H92V200H91ZM113 203V202H112ZM136 203V202H135ZM139 203V202H138ZM154 203V202H153ZM239 203V202H238ZM20 203H18L17 205L20 207L19 205ZM24 204V203H23ZM22 204V205H23ZM55 204V202H54ZM111 204V203H110ZM116 204H114L116 206ZM231 204V203H230ZM243 204V203H242ZM245 204V203H244ZM5 205V203H4ZM32 205V204H31ZM35 205V204H34ZM67 205H70V204H66V206L64 205L62 208V211H66L67 209ZM233 205V204H232ZM13 206V205H12ZM10 206V207H12ZM17 206V208H19ZM28 206V205H27ZM37 206V205H36ZM43 206V205H42ZM52 206V205H51ZM57 206V205H56ZM92 206V204H91ZM1 207V206H0ZM7 207V206H6ZM35 207V206H34ZM39 207V206H38ZM48 207H50L48 205ZM108 207V206H107ZM206 207H203V208H206ZM234 207V206H233ZM255 207V208H254ZM4 208V207H2ZM14 208V207H13ZM12 208V210H13ZM23 208V207H22ZM37 208V207H35ZM44 208V207H43ZM57 208V207H56ZM61 208V207H60ZM70 208V207H69ZM113 208V207H112ZM200 208V209H199ZM202 208V209H203ZM230 208V207H229ZM246 208H251V209H255L252 213V215H248L246 213ZM21 210V207L19 208ZM30 209V208H29ZM39 209V208H38ZM51 209V207H50ZM49 209V211H51ZM114 209V208H113ZM116 209V208H115ZM233 209V210H232ZM6 210V209H5ZM18 210V209H17ZM24 210V209H22ZM21 210V211H22ZM40 210V209H39ZM53 210V209H52ZM59 210V209H58ZM68 210V209H67ZM70 210V209H69ZM72 210V208H71ZM110 210V209H109ZM112 210V209H111ZM122 210V209H121ZM123 210V212L125 211ZM229 210V211H228ZM8 211V209H7ZM30 211V210H29ZM46 211V209H45ZM48 211V212H49ZM55 211V210H54ZM103 211V210H102ZM19 212V211H18ZM36 212V211H35ZM40 214L42 211H39ZM61 212V211H60ZM68 212L70 211H66V213L64 212V215L68 214ZM104 212V211H103ZM102 212V213H103ZM107 212L109 213V211L107 210ZM113 212V211H112ZM156 212H159V210L157 209ZM22 213V212H20ZM19 213V214H20ZM88 213V214H87ZM121 213V212H120ZM127 213V212H126ZM132 213V212H131ZM232 213V212H231ZM4 214H6L4 212ZM13 214V213H12ZM49 214V213H48ZM57 214V213H55ZM105 214V212H104ZM138 214H135V217L138 216ZM246 214V215H245ZM3 215V214H2ZM7 215V214H6ZM21 216H17V215H11V217H9V222H13L15 224V222H17V224H21V223H25L27 224L28 226H37L40 224H43V220H42V223H39L41 221H39V216H37L36 214H32V212L27 215V217H24L22 216L23 214H20ZM44 215V214H43ZM51 215V213H50ZM118 215V214H117ZM120 215V214H119ZM131 215V214H129ZM47 216V215H46ZM61 216H63L61 214ZM111 216V215H110ZM115 216V215H114ZM134 216V214H133ZM206 216V215H205ZM204 216V217H205ZM5 217V215H4ZM43 217V216H42ZM54 217V216H53ZM60 217V216H59ZM92 217V216H91ZM122 217H123V214H122ZM121 217V218H122ZM130 217V216H129ZM128 217V218H129ZM132 217V215H131ZM203 219H206V217ZM233 216H231L232 218ZM106 218V217H105ZM113 218V216H112ZM120 218V219H121ZM125 218V217H123ZM122 218V219H123ZM127 218V216H126ZM209 218V219H210ZM214 218V219H215ZM230 218V220H232ZM1 219V218H0ZM42 219V218H41ZM46 219V218H45ZM63 219H64V216H63ZM67 219V217H66ZM104 219V218H103ZM114 219V218H113ZM133 219V218H132ZM140 219V218H139ZM220 219V217H219ZM4 220V219H3ZM19 220V222L17 221ZM102 220V219H101ZM116 220V219H115ZM126 220V219H125ZM125 220L123 222H125ZM135 220V219H134ZM134 220H132L134 222ZM149 220V219H148ZM207 220V219H206ZM211 220V219H210ZM217 220V219H216ZM235 220H237V218H235ZM234 220V221H235ZM50 221V220H49ZM64 221V220H63ZM98 221V220H96ZM100 221V220H99ZM104 221V220H103ZM102 221V222H103ZM108 221V220H107ZM105 221V222H107ZM144 221H147V224L146 222ZM1 222V221H0ZM2 222H5V221H2ZM8 222V221H7ZM127 222H128V219H127ZM213 221H211V224H212ZM218 222V221H217ZM215 222V223H217ZM223 222V223H224ZM236 222V221H235ZM91 223V222H90ZM89 221H88V224H90ZM94 223V222H92ZM100 223V222H98ZM126 223V222H125ZM129 223V222H128ZM132 223V222H131ZM138 223V222H137ZM141 223V222H140ZM151 224V221L149 222ZM214 223V222H213ZM220 223H222V220H220ZM226 223V224H227ZM232 225H233V221L230 222ZM261 223V224H260ZM10 225L12 223H9ZM54 224V223H53ZM59 224V223H58ZM64 224V222L62 223ZM80 224V223H79ZM83 224V223H82ZM101 224V223H100ZM103 224V223H102ZM105 224V223H104ZM130 224V223H129ZM235 224V223H234ZM8 225V223H7ZM13 225V224H12ZM66 225V224H64ZM92 225H95V224H92ZM97 225V224H96ZM114 225V224H113ZM112 225V226H113ZM117 225V224H116ZM137 225V224H136ZM213 225V224H212ZM211 225V226H212ZM230 226V224H228ZM41 226H44V225H41ZM57 226V225H55ZM59 226H61L59 224ZM63 226V225H62ZM68 226V225H67ZM74 226V225H73ZM76 226V225H75ZM79 226V225H78ZM144 226V225H142ZM153 226V225H151ZM215 226V224L213 225ZM218 226V224H217ZM220 226V224H219ZM227 226V225H226ZM264 226V225H262ZM8 227V226H7ZM21 227V226H20ZM65 227V226H64ZM129 227V226H128ZM137 227V226H136ZM223 227V226H221ZM221 227L218 228L216 227V229L218 228V230L220 229L221 230ZM231 229H234L233 226H230ZM233 227V228H232ZM43 228V227H42ZM47 228V227H46ZM58 228V226H57ZM70 228V227H68ZM72 228V227H71ZM98 228V227H97ZM96 228V230H97ZM106 228V227H105ZM113 228V227H112ZM123 228V227H122ZM130 228H132V226H130ZM146 228V227H145ZM152 228V227H151ZM150 228V229H151ZM213 228V227H212ZM211 228V229H212ZM224 228V227H223ZM260 228V227H259ZM13 229V228H12ZM49 229H52V226L49 228ZM47 228V230H49ZM56 229V228H55ZM61 228H58L57 230H59ZM91 229L92 228H89V226L87 225H84L83 227H80V232L78 233L81 238L83 236H87V234L91 233ZM95 229V228H94ZM102 229V228H101ZM121 229V228H120ZM119 229V230H120ZM128 229V228H127ZM135 228H133V231H134ZM137 229V228H136ZM140 229V228H139ZM225 229V228H224ZM228 229V228H227ZM40 230V229H39ZM42 230V229H41ZM44 230V228H43ZM46 230V229H45ZM46 230V231H47ZM63 230V229H61ZM73 230H75V228H73ZM79 230V228H78ZM76 230V232L78 231ZM115 230V229H114ZM132 230V229H131ZM142 230V228H141ZM148 230V228H147ZM217 230V231H218ZM230 230V229H229ZM228 230V231H229ZM1 231V229H0ZM23 231V230H22ZM21 231V232H22ZM37 233H38V230H36ZM51 231V230H50ZM69 231V230H68ZM72 231V230H71ZM98 231V230H97ZM111 231V230H110ZM124 231V230H123ZM152 231V230H151ZM155 231V227H154V230ZM214 231H215V228H214ZM215 231V232H217ZM222 231V230H221ZM220 231V232H221ZM225 231V230H224ZM227 231V230H226ZM24 232V231H23ZM42 232V231H40ZM39 232V234H40ZM45 232V231H44ZM65 232H66V229H65ZM73 232V231H72ZM115 232V231H114ZM135 232V231H134ZM147 232V231H146ZM156 232H157V229H156ZM213 232V231H212ZM1 233V232H0ZM16 233V232H15ZM60 233H62L60 231ZM98 232H96L97 234ZM119 233V231H118ZM125 233V231H124ZM127 233V232H126ZM144 233V232H143ZM159 233V232H158ZM219 233V232H218ZM227 233V232H226ZM24 234V233H23ZM25 234H26V231H25ZM31 234V233H30ZM38 234V235H39ZM42 234V233H41ZM47 234H48V231H47ZM128 234L132 235L131 232H128ZM135 234V233H134ZM139 234V233H138ZM149 234V233H148ZM151 234V233H150ZM2 235V233H1ZM15 235V234H14ZM33 235V234H32ZM55 235V234H54ZM62 235V234H61ZM68 235H70L68 233ZM98 235V234H97ZM146 235V234H145ZM153 235V234H152ZM24 236V235H22ZM26 236V235H25ZM42 236V235H41ZM49 236V235H48ZM71 236V235H70ZM79 236V237H80ZM85 236V237H86ZM90 236V234L88 235ZM128 236V235H127ZM251 236V235H250ZM2 236H0L1 238ZM8 237V236H7ZM5 237V238H7ZM12 239L14 236H11ZM27 237V236H26ZM26 237L24 238V241L19 244L20 241H18L17 243L13 242V240L11 241H7L5 240L2 241L1 245H0V250H1V253L3 255V262H5L4 264H14V260H15V257H17V254L20 251V247L21 249H23V253H25L26 255L27 254V245H28V242L31 241L30 239H26ZM31 237V236H30ZM36 237V236H35ZM42 237H46L45 236H42ZM72 237V236H71ZM76 237H77V234H76ZM75 237V238H76ZM131 237V236H130ZM148 237V236H147ZM227 237V236H226ZM226 237L224 238H220L217 242H220L222 244H220V247H222L220 249V247H216L217 245H215V247L213 249H208V248H205V247H201L200 248V253H202L205 257V259L202 260V264H232L230 262V259L228 257V250L229 247H228L225 243V240H226ZM4 238V239H5ZM74 238V237H72ZM81 238H78V239H73V240H68L67 243H70V246H73L74 248L77 247L78 244H84L82 241H81ZM10 239V238H9ZM16 239V237H15ZM20 239V238H19ZM45 239V238H44ZM47 239V237H46ZM56 241V237L54 238ZM84 239V238H83ZM86 239V238H85ZM84 239V240H85ZM130 239V238H128ZM228 239V238H227ZM23 240V239H22ZM39 240V239H38ZM62 240V239H60ZM59 240V241H60ZM83 240V241H84ZM136 240V239H135ZM134 240V242H135ZM139 240V239H137ZM1 241V239H0ZM16 241V240H15ZM33 241V240H32ZM49 241V240H48ZM47 241V244L49 245ZM122 241V240H121ZM37 242V241H36ZM44 242V241H42ZM53 242V241H52ZM58 242V241H57ZM131 242V240H130ZM129 242V243H130ZM145 242V241H143ZM161 242V241H160ZM159 242V243H160ZM61 243V242H60ZM66 243V242H65ZM86 243V242H85ZM128 243V244H129ZM136 243V242H135ZM142 243V242H141ZM158 242H156L157 244ZM17 244V245H16ZM41 244V243H40ZM46 244V245H47ZM52 243H50V246L49 247H52L51 246ZM59 244V243H58ZM62 245H65L63 243H61ZM81 244V245H82ZM100 244V243H99ZM124 244V243H122ZM127 244V245H128ZM132 244V242L130 243ZM155 244V243H154ZM161 244V243H160ZM163 244V243H162ZM161 244V245H162ZM228 244V243H227ZM30 245V244H29ZM28 245V246H29ZM37 245V244H36ZM47 245V246H48ZM76 245V246H74ZM90 245V244H89ZM120 245V244H119ZM32 246V245H31ZM44 246V245H43ZM43 246H39V247H43ZM47 246L45 247L44 251H42L41 253H48L47 252ZM56 246V245H55ZM66 246V245H65ZM69 246V245H68ZM85 246V245H82V247ZM88 246V244H87ZM30 247V246H29ZM35 247V246H34ZM58 247V246H57ZM63 247V246H62ZM61 245L59 247L62 248ZM79 247V245H78ZM81 247V246H80ZM121 247V246H120ZM129 247V246H128ZM158 247V245H157ZM154 248L155 250L157 249ZM36 248V247H35ZM54 248V247H53ZM67 248V247H66ZM70 248V247H68ZM90 248V247H89ZM131 248V247H130ZM161 248V247H160ZM58 249V248H57ZM122 249V247L120 248ZM19 250V252L17 253V251ZM39 250V248H38ZM49 250V249H48ZM56 249H54L55 251ZM63 250V249H62ZM159 250V249H158ZM156 250V251H158ZM33 251V249H32ZM37 251V250H36ZM36 255L31 254L33 256H30V257H25L23 258V261L24 262H29L30 261V264L32 263V259L34 260L33 264H36V260H37V256L39 255V251L36 252ZM53 251V250H52ZM29 253V252H28ZM50 253V252H49ZM21 254V253H20ZM24 254V255H25ZM85 255V254H84ZM41 256V254H40ZM19 258V257H18ZM21 258V257H20ZM20 258L18 261H20ZM2 260V257L0 258ZM56 259V258H54ZM50 260V259H49ZM16 261V260H15ZM22 261V262H23ZM40 261V260H39ZM17 262V261H16ZM44 262V261H43ZM58 263V259L56 261ZM68 262V261H67ZM79 261H77L78 263ZM2 263V262H1ZM38 263V262H37ZM51 263V262H49ZM48 263V264H49ZM28 264V263H26ZM52 264V263H51ZM63 264V263H61ZM79 264V263H78ZM85 264V263H83ZM90 264V263H89Z\"/></svg>","mask_w":264,"mask_h":264}]
</instances>
